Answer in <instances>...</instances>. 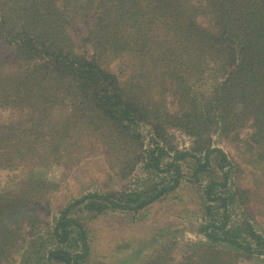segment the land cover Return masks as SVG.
<instances>
[{"label": "trees", "instance_id": "16d2710c", "mask_svg": "<svg viewBox=\"0 0 264 264\" xmlns=\"http://www.w3.org/2000/svg\"><path fill=\"white\" fill-rule=\"evenodd\" d=\"M95 6V18L102 13L101 8L106 7L109 12L102 26L104 32L95 43L97 51L77 52L76 46L85 39L82 37L77 44L68 35L66 14L74 8V15L89 16L85 12ZM202 14L212 21V28L198 22ZM4 44L17 50L19 60L25 59L26 64H19L20 71L7 72L6 62L0 57V107L16 111L23 104L24 110L38 109L42 103L55 106L69 99L73 117L67 119L64 129L70 136L59 138L57 127L53 126L55 132L51 134L50 143L45 142L52 151H60L65 141L76 143V132L71 131L85 121L91 122L95 129L116 141L119 164L127 161L131 169L139 163L145 164L151 170L167 173L174 183L142 202L141 208L159 197L165 198L171 189H177L181 181L188 178L186 171H192L194 178L208 176L210 171H215L216 161L223 181L208 184L205 201L220 202L225 208L221 228H226L228 198L225 193L215 195L213 192L217 187H227L233 168L227 154L214 148L212 141L215 135L236 136L244 129L251 130L252 142L264 140V0H0V47ZM130 46L139 47L140 52H132L136 59L145 60L144 56L154 59L147 64L148 78L139 84L134 80L124 82L123 68L109 69L100 59L105 53L108 60L120 59L125 50L130 52ZM160 74L176 81V89L183 95L179 111L170 112L167 100L155 93L158 84L154 80ZM164 84L165 81H161L162 87ZM204 85L206 89L199 91ZM39 92L42 94L36 95ZM35 98L40 99L36 104ZM34 118L33 112L31 122ZM141 123L153 125L163 141L156 142L152 150L146 148L137 130ZM13 128L0 133V167L12 166L17 161L29 163L42 157L31 154L36 144L18 141ZM173 129L194 139L192 151L168 148ZM63 135L68 136L60 133ZM96 198L103 203H96L92 212L128 208L98 194H88L71 204L54 228L59 242L57 252L66 255L60 260L72 259L64 246L75 232L83 242L80 244L82 252L73 256V264H85V259L91 257L88 233L81 221L69 213L79 204ZM1 204L0 209H4ZM208 209L212 212L213 207L208 205ZM20 210L12 206L6 211ZM209 227L217 226L213 222ZM2 243L0 229V245ZM230 243L247 253H256L235 236ZM0 251L1 256L4 250Z\"/></svg>", "mask_w": 264, "mask_h": 264}, {"label": "rangeland", "instance_id": "374dc122", "mask_svg": "<svg viewBox=\"0 0 264 264\" xmlns=\"http://www.w3.org/2000/svg\"><path fill=\"white\" fill-rule=\"evenodd\" d=\"M74 10L70 8V13L66 14V31L77 44L82 37L88 40L76 46L77 52L95 53V43L104 32L102 26L108 20L109 12L106 7L101 8L102 13L95 18L96 6L85 12L89 16L84 13L74 15ZM198 22L213 27L205 14L200 15ZM129 50H125L120 59L108 60L106 53L100 59L109 69L123 68L121 78L124 82L134 80L139 84L148 78L147 64L154 59L146 56L145 60L136 59L132 52L139 51L137 46H130ZM17 55L13 47L1 45L0 57L6 62L4 69L7 72L20 71L22 66L19 64H26V60H19ZM161 81H165L163 87ZM154 82L158 84L156 89L153 86L155 93L167 100L169 111H179L183 95L176 89V81L160 74ZM208 82L212 84L213 81L209 79ZM45 88L48 87H41ZM205 89L206 85L199 91ZM146 93L150 92L146 90ZM39 94L42 93L36 95ZM36 100L40 99L35 98L34 104ZM68 104L69 99L55 106L42 103L38 109L24 110L23 104L16 111L0 107V128H3L0 133L8 132V127L14 126L18 141L36 144V150L30 153L42 156L37 161H17L12 166L0 167V198H3L0 202L4 207L0 209L3 225L0 224L3 235L0 249L4 250L0 264H73V256L82 252L80 234L75 232L64 246L72 259L60 260L66 255L57 252L59 242L54 228L64 211L88 194L108 196L128 208L92 212L96 203H103L96 198L70 211L69 216L80 220L88 233L92 252L85 264H264V140L252 142L250 129H244L236 136L213 137V147L227 154L233 168L227 187H217L213 192L215 195L225 193L228 198L229 219L223 229L225 208L220 202L205 201L208 184L223 181L216 161L213 164L215 171H210L208 176L194 178L192 171H186L188 178L183 179L177 189H171L165 198L159 197L151 205L141 208L142 202L155 197L164 186L171 188L174 183L167 173L151 170L145 164L139 163L133 169L127 161L119 164L116 141L95 129L91 122L85 121L71 131L76 132V143L65 141L64 147L56 152L50 145H45L47 140L50 143L55 131L59 138L70 136L64 129L67 119L73 117ZM33 112L35 118L31 122ZM53 126L57 130L52 131ZM137 130L148 150L154 149L156 142H163L151 124L141 123ZM60 133L68 136H60ZM167 146L171 151L175 148L192 151L195 145L191 136L173 129ZM10 203L21 210L8 213L6 210L12 207ZM208 205L213 207L212 212ZM213 222L217 227L208 229ZM234 236L254 248L256 253H247L232 245L230 240Z\"/></svg>", "mask_w": 264, "mask_h": 264}]
</instances>
